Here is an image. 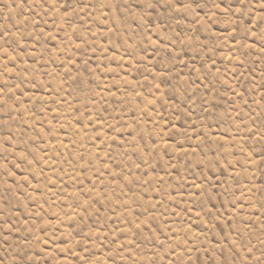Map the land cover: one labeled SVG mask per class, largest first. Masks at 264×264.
<instances>
[{
	"label": "rangeland",
	"instance_id": "1",
	"mask_svg": "<svg viewBox=\"0 0 264 264\" xmlns=\"http://www.w3.org/2000/svg\"><path fill=\"white\" fill-rule=\"evenodd\" d=\"M0 264H264V0H0Z\"/></svg>",
	"mask_w": 264,
	"mask_h": 264
}]
</instances>
